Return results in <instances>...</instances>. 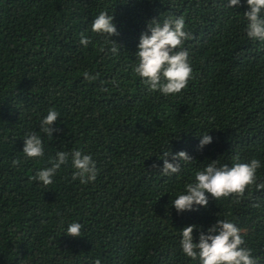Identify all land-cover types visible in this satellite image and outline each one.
<instances>
[{
    "label": "trees",
    "instance_id": "trees-1",
    "mask_svg": "<svg viewBox=\"0 0 264 264\" xmlns=\"http://www.w3.org/2000/svg\"><path fill=\"white\" fill-rule=\"evenodd\" d=\"M227 5L0 0V264H199L182 251V229L196 225L198 243L218 219L240 228L242 247L264 264V189L253 185L239 199L217 201L206 193L207 207L180 214L172 206L212 160L258 159L257 183H264V41L247 36L246 0ZM101 11L114 17L116 55L92 31ZM178 17L192 37L183 50L193 78L164 96L134 73L136 51L152 20ZM81 33L92 42L87 47ZM85 72L99 75L89 82ZM52 109L60 115L50 139L39 127ZM207 132L213 142L201 150ZM30 133L42 138L43 158L23 153ZM75 150L95 160L94 182L72 179L71 157L51 185L31 179L58 151ZM166 151H185L193 161L164 176ZM73 222L82 225L81 237L65 234Z\"/></svg>",
    "mask_w": 264,
    "mask_h": 264
},
{
    "label": "clouds",
    "instance_id": "clouds-1",
    "mask_svg": "<svg viewBox=\"0 0 264 264\" xmlns=\"http://www.w3.org/2000/svg\"><path fill=\"white\" fill-rule=\"evenodd\" d=\"M248 10L244 12L247 20V36L250 39L264 41V0H246ZM228 7L239 8L241 0H228ZM114 17L106 11H101L93 19L92 31L105 36L111 43L109 51L116 55L121 45L111 39L118 36L117 28L113 23ZM151 33L150 35L148 33ZM191 34L185 31L183 17L168 18L161 24L158 20H152L147 31L142 33L136 51L137 63L133 68L134 73L141 78V82L148 86L149 91H159L162 95L179 94L188 86L193 78V69L189 62V53L183 50V44L191 39ZM80 43L87 47L91 42L81 33ZM101 51H104L102 48ZM84 79L92 82L98 75L85 72ZM107 91V89H102ZM59 113L54 109L49 110L46 117L40 121L39 131L50 139L58 129L54 127ZM199 149L213 142L208 132L200 136ZM23 153L28 158H43L45 153L43 141L40 135L30 133L24 138ZM71 157L72 167L75 169L72 179H79L81 184L94 182L98 175L95 160L90 154L79 150L71 153L58 151L55 159H49V167L37 171L31 179L42 183L44 187L53 183V178L63 165L69 163ZM171 157V162L169 161ZM163 167L161 174L170 176L181 171L182 164L193 161V158L185 151L172 154L163 152ZM240 157H235L232 166L224 164L218 166L219 161L212 160L202 171L195 173V182L185 185V194H180L172 202L178 214L185 211L198 210L196 206L207 207L209 195L214 200L235 196L237 199L244 196L250 186L255 185L257 190L264 189V183H257V170L261 167L258 159L253 158L248 163L239 162ZM15 167L20 163L14 160ZM158 167V165H153ZM209 194V195H206ZM258 206V205H254ZM80 223H71L65 234L71 237H81ZM196 225H189L182 229L180 241L183 253L192 260H198L199 264H257L252 256V250L242 247L245 241L241 235V229L233 222L226 219H218L206 232L200 231L199 242H194L193 232ZM95 264H101L97 259Z\"/></svg>",
    "mask_w": 264,
    "mask_h": 264
}]
</instances>
